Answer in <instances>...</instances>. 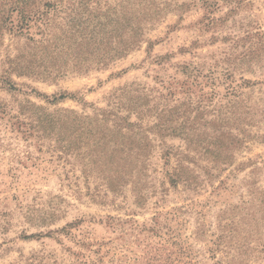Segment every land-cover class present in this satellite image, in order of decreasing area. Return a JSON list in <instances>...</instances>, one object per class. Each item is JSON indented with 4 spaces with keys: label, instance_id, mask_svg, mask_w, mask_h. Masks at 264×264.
I'll list each match as a JSON object with an SVG mask.
<instances>
[{
    "label": "rangeland",
    "instance_id": "1",
    "mask_svg": "<svg viewBox=\"0 0 264 264\" xmlns=\"http://www.w3.org/2000/svg\"><path fill=\"white\" fill-rule=\"evenodd\" d=\"M16 1L0 0V264H264V0H83L137 46L97 63V44L58 32L53 59L27 71L44 54L10 30ZM55 110L93 132L116 133L97 110L127 116L143 170L107 185L106 163L38 131ZM216 137L229 166L203 155ZM177 158L192 182L170 185Z\"/></svg>",
    "mask_w": 264,
    "mask_h": 264
},
{
    "label": "trees",
    "instance_id": "2",
    "mask_svg": "<svg viewBox=\"0 0 264 264\" xmlns=\"http://www.w3.org/2000/svg\"><path fill=\"white\" fill-rule=\"evenodd\" d=\"M81 1L83 0H17L16 5L10 8L9 14L11 17L15 14L17 19L16 22L9 21L10 30H15L28 43H31L33 48H40L38 51L42 55L44 54L39 59L40 62H38L36 55L23 60L25 66L22 68L25 71L31 67L39 70L40 67H45L44 62L47 58L53 59L51 48L55 47V40L61 38L58 32L66 33V35L71 34L69 37L74 38V43L78 48H82L87 43L89 45L97 44V49H100L97 63L122 57L137 46L139 41L132 26L102 21V17L106 14L99 11L92 14L80 6ZM91 24L92 26H90ZM32 29L36 31L35 35L40 37L39 40H34L29 36ZM125 35H127L126 38ZM69 37L64 38L69 39ZM65 48L63 46V49ZM2 83L12 89L11 84L5 83V81ZM64 98L66 97H60V99ZM228 111L226 110L224 121L234 123L233 120L239 118L240 114L236 111H230V108ZM117 112L119 111L117 110ZM110 116H113V119ZM126 118L127 116L121 118L106 110H97L94 116L95 122L102 124L107 121L111 122L118 135L111 133L109 128L103 132H93L92 125L86 123L90 120L89 117H79L74 112L65 110H55L51 115L43 114L37 118L36 127L39 132L50 134L55 143L53 148L57 150H86V154L81 156V161L85 162V166L90 165L94 166V169H98L101 163H106L104 166L108 165L110 169H108L109 176L104 177H106L107 185H112L121 183L125 177H130L131 173L138 169V172L143 170L147 159L143 148L132 150L131 139L133 138V143H135L138 134L134 132L136 125L129 123ZM220 136H223L221 139L226 137L223 133ZM208 144L210 145L208 148L211 150L208 148L203 150V155L211 163L223 166H229L232 163L231 152L233 150H229L223 140L216 137L215 142ZM167 157L170 159L169 156ZM175 162V166L166 174L170 185H175L178 181L192 182L194 176L190 175L182 161L177 158ZM222 240L221 237L217 246L223 244Z\"/></svg>",
    "mask_w": 264,
    "mask_h": 264
}]
</instances>
